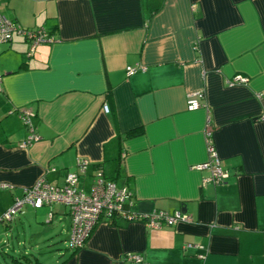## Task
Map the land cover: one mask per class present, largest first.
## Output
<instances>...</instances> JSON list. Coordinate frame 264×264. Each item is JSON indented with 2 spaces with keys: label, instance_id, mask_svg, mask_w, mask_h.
Returning <instances> with one entry per match:
<instances>
[{
  "label": "crops",
  "instance_id": "1",
  "mask_svg": "<svg viewBox=\"0 0 264 264\" xmlns=\"http://www.w3.org/2000/svg\"><path fill=\"white\" fill-rule=\"evenodd\" d=\"M0 13L55 39L30 57L21 35L0 44V218L43 175L61 186L87 160L79 188L89 193L99 166L110 175L118 158L132 212L192 218L161 230L101 220L72 251L68 210L26 205L0 226V264H125L127 254L264 264V0H0ZM239 76L247 82L231 85ZM196 92L204 107L188 111ZM22 110L40 137L29 149L19 147ZM206 130L229 175L222 184H203L210 173L195 169L208 160ZM61 238L49 261L29 258Z\"/></svg>",
  "mask_w": 264,
  "mask_h": 264
},
{
  "label": "built area",
  "instance_id": "2",
  "mask_svg": "<svg viewBox=\"0 0 264 264\" xmlns=\"http://www.w3.org/2000/svg\"><path fill=\"white\" fill-rule=\"evenodd\" d=\"M14 34L23 36L29 44L28 57L32 56L38 46L55 43V39L47 31L41 29L23 30L0 13V44L10 43ZM141 69L145 70L142 67ZM134 71L133 68H127L128 74ZM1 81L2 75L0 74V85ZM246 82V78L239 76L233 80L231 85ZM203 99L204 94L202 92L189 94L187 98L188 111H196L204 107V105H201ZM103 110L105 113L108 112L107 107H104ZM20 118L26 130V137L19 144V147L29 149L40 140L33 122L34 113L30 110H22ZM204 139L208 160L206 163L196 166L195 169L198 171L207 170L210 173V176L203 180V184H222L228 179L229 175L221 165L213 141V131L206 130ZM89 165L90 163L87 160L78 159L76 171L67 173L64 184L61 186L47 182L45 175H43L36 184L25 189L22 196L17 198L12 207L1 216L0 225L11 222L22 213L26 205H30L34 209L51 207L57 204L62 205L68 210L71 218L67 247L72 251H79L85 247L101 220L112 222L115 219H122L126 222H141L152 230H161L165 227H173L178 223L192 222V218L181 210L173 213L160 210L148 215L132 212V191L127 186H119L116 182L108 180L102 168L96 170L95 180L90 191L85 193L79 188V182L80 178L85 176ZM49 171L55 172V169ZM51 219L52 214H49V220ZM193 247L196 246L192 244L186 246V248ZM123 262L125 264H145V259L139 254H127L123 257Z\"/></svg>",
  "mask_w": 264,
  "mask_h": 264
},
{
  "label": "rangeland",
  "instance_id": "3",
  "mask_svg": "<svg viewBox=\"0 0 264 264\" xmlns=\"http://www.w3.org/2000/svg\"><path fill=\"white\" fill-rule=\"evenodd\" d=\"M1 226V225H0ZM64 247V242L62 241V238L61 240H59L56 244H54V246L51 248V247H48V246H44V247H41L39 250H38V254L36 253H33L31 256H29V258L33 261V258H37V259H40V261H43V262H46V261H49L50 258L53 256V253H56L59 249H63ZM49 250H51L52 253L49 252ZM37 252V251H36ZM10 256H13V257H19L18 255H13V254H10ZM2 257H0L1 259ZM9 260V259H8ZM3 262V261H2ZM5 264V263H4ZM7 264V263H6ZM8 264H11V263H8Z\"/></svg>",
  "mask_w": 264,
  "mask_h": 264
},
{
  "label": "trees",
  "instance_id": "4",
  "mask_svg": "<svg viewBox=\"0 0 264 264\" xmlns=\"http://www.w3.org/2000/svg\"><path fill=\"white\" fill-rule=\"evenodd\" d=\"M120 160H121L120 158H118L117 160H114L115 164H113L112 168L110 169V171H111V173H109L110 175L106 176V174H105V177L108 178V180L115 182V179L120 175V163H119ZM99 167L102 168L103 165H102V167L101 166H99Z\"/></svg>",
  "mask_w": 264,
  "mask_h": 264
}]
</instances>
